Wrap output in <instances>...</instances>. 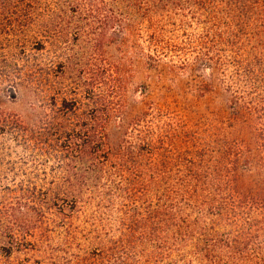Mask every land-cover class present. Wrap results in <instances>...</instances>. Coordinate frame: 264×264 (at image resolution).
<instances>
[{
  "label": "trees",
  "instance_id": "1",
  "mask_svg": "<svg viewBox=\"0 0 264 264\" xmlns=\"http://www.w3.org/2000/svg\"><path fill=\"white\" fill-rule=\"evenodd\" d=\"M55 2L77 20L49 14L46 33L74 26L98 52L120 33L160 80L154 99L143 85L136 104L122 102L109 63L108 93L94 79L84 129L66 135L61 216L88 209L101 224L70 229L75 264H134L136 254L144 264H264V0ZM36 15L39 0H0L7 35ZM177 75L187 81L174 92L164 81ZM22 130L0 115V144Z\"/></svg>",
  "mask_w": 264,
  "mask_h": 264
},
{
  "label": "rangeland",
  "instance_id": "2",
  "mask_svg": "<svg viewBox=\"0 0 264 264\" xmlns=\"http://www.w3.org/2000/svg\"><path fill=\"white\" fill-rule=\"evenodd\" d=\"M62 10L64 19L68 14L74 25L76 16L61 4L57 7L55 0H39L40 15L21 32L3 33L0 19V115L24 127L19 136L6 137L0 144V264H75L78 249L69 241L70 229L79 224L92 232L101 225L93 222L88 209L82 219H76V213L70 215L68 208L61 216L58 194L63 182L58 163L69 136L78 140L77 133L84 129L78 126L92 109L94 79L101 83L100 93H108L109 63L119 67L113 77L121 81L118 96L122 102L136 104L143 85L148 87L150 100L160 94L157 75L139 66L135 50H127L121 42L124 35L118 33L114 45L98 52L93 42L75 36L74 26L62 32L58 29L60 39L54 31L46 33L44 18ZM174 59L179 63L182 57ZM178 75L164 81L174 92L187 81ZM186 94L190 97L189 91ZM57 125L63 133L53 136ZM132 261L144 264L140 254L132 256ZM98 264L109 262L105 258Z\"/></svg>",
  "mask_w": 264,
  "mask_h": 264
}]
</instances>
